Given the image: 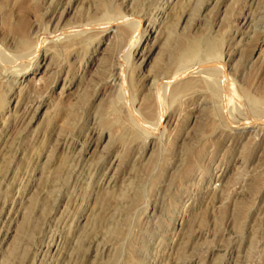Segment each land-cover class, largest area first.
Returning <instances> with one entry per match:
<instances>
[{
  "label": "rangeland",
  "instance_id": "obj_1",
  "mask_svg": "<svg viewBox=\"0 0 264 264\" xmlns=\"http://www.w3.org/2000/svg\"><path fill=\"white\" fill-rule=\"evenodd\" d=\"M0 57V264H264V0H0Z\"/></svg>",
  "mask_w": 264,
  "mask_h": 264
},
{
  "label": "bare ground",
  "instance_id": "obj_2",
  "mask_svg": "<svg viewBox=\"0 0 264 264\" xmlns=\"http://www.w3.org/2000/svg\"><path fill=\"white\" fill-rule=\"evenodd\" d=\"M123 20H124V19L122 18V19H120V20H118V21L121 23V22H123ZM139 20H140V19H139ZM125 21H127V18H126ZM127 22H128V21H127ZM139 22H140V21H139ZM139 22H138V23H139ZM125 23H126V22H125ZM140 23H141V22H140ZM138 25H139V24H138ZM137 27H138V26H137ZM32 55H33V54H32ZM26 57H28V56H26ZM0 61H1V57H0ZM1 62H3V61H1ZM204 63H205V62H204ZM4 64H5V63H4ZM213 64H215V63H213ZM206 65H209V63H205V64L200 63V64H198L197 66H195V68L193 67V69L202 68L203 66L206 67ZM216 66H217V65H216ZM215 68H216V67H215ZM191 69H192V68H190V70H184V71H181L180 73H181V75L184 76L185 74L191 72V71H192ZM199 71H200V70H199ZM180 73H179V74H180ZM179 74H176V76L179 75ZM179 76H180V75H179ZM162 119H163V118H162ZM160 122H161V121H160ZM251 122H254V121H250V123H251ZM143 123H145V122H143ZM248 123H249V122H248ZM248 123H247V124H248ZM144 125H145V124H144ZM249 127H250V126H249Z\"/></svg>",
  "mask_w": 264,
  "mask_h": 264
}]
</instances>
